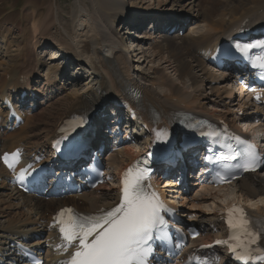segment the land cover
Instances as JSON below:
<instances>
[{"label":"bare ground","instance_id":"obj_1","mask_svg":"<svg viewBox=\"0 0 264 264\" xmlns=\"http://www.w3.org/2000/svg\"><path fill=\"white\" fill-rule=\"evenodd\" d=\"M126 3L125 0H74L68 11L63 12L66 17L61 16L58 11V13L56 12L53 21L57 23L59 33L55 39L50 35L46 38L42 37L41 50L46 51L48 45H54L56 52H51L55 56H50L49 61L55 62L61 59L65 66L71 63L74 65V62L77 64L71 70L61 65L51 71L50 64L47 66L36 60L37 63L31 68V73L21 76L20 73L14 71L9 78L0 84V155L19 148L24 156H29L41 149L39 143L36 141V143H32V140L38 138V127L37 129L34 128L37 134L32 135L36 139H32L31 130L25 125L29 118L22 114V111L20 112L26 120L24 126L21 125L13 131L8 130L9 126L6 124L8 113L5 111L4 100L6 98L11 99L10 94L12 92L18 93L20 96L24 90L30 88L34 90L28 82L24 88L19 82L20 78H28V75H32L30 76L31 79L35 70L36 76L40 77L46 68L44 74L46 81L53 79L60 82L61 79L67 78V83L65 82L63 85V92L68 93L59 100V107L55 110L56 116L60 117L59 123L79 110H91L103 105L111 106L114 98H120L125 93L136 92L141 94L140 106L146 115H154L155 113L166 121L165 116L168 114L186 112L187 114L209 117L214 124L223 121L233 126L234 119L228 118L233 113L223 112L222 114L228 116L226 117L220 113L210 112L202 103V100H211L209 102L213 103L216 108H220L224 105V99L228 93L226 88L221 89L222 87L216 86L221 85L220 80L224 77L220 78V74L216 76L211 71L206 64V58L212 52L213 47L225 39L229 32L237 29L245 19L249 20L252 28H264V0H158L156 6L153 4V6L147 7H144L145 2L143 0H131ZM168 6L169 8H167ZM189 18L195 22L199 20V23L205 26L203 33L195 36L192 34L178 35V31L187 24L186 22H189ZM148 19H151L149 24H152L154 31L151 29L146 32L148 35L144 38L149 42L147 43L148 48L141 49L140 52L138 48L143 42H140L138 38L142 37H136L133 29H137L138 27L135 28V26L142 25V22L148 21ZM116 23L119 24V28L125 30V44L120 40L118 31L114 29ZM163 23L165 24L162 28ZM176 27H178L177 32L169 35L168 33ZM39 29V23L33 22L31 32L34 36L38 35ZM3 41L4 39L0 41V55L6 50V42ZM32 46L33 52L40 49L35 43ZM64 50L72 55L74 62L71 60L64 62L65 59L63 60L60 55ZM29 52H31L30 59L27 51L22 58L24 62H32L33 52L30 48ZM145 61L148 64L157 61L158 67L147 69L146 66L144 69H140V66L147 63ZM134 63L138 65L140 71L137 67L133 69ZM146 71L148 72L146 73ZM168 71L173 74L178 83L173 82L170 77L168 78L166 74ZM84 81H86L85 84ZM186 81L189 84L188 88L192 91L191 93H187L182 86ZM51 82L47 83L50 84ZM205 82H207L205 85L208 86L211 93L206 94L203 88ZM228 83L231 85L233 81ZM156 87H163L166 94L160 95L155 90ZM209 94L214 100L209 97ZM235 94L237 99L240 96V100L242 99L235 105L238 106L237 110L241 108L240 102L244 105L236 113V116L240 117L241 123L235 122L238 125L233 127L239 131L240 126L244 128L246 124H253L249 126L252 133L250 136L256 133L258 137H262L264 128L256 123L258 121L263 122V120L255 118L251 113H246L247 101H243L242 94L238 96ZM236 98L233 102H236ZM65 107L67 111H65ZM241 111L242 114L239 115ZM103 114L108 116L106 111ZM55 129L53 131L46 130L47 136L44 135V137L48 140ZM97 141L95 140L94 143ZM138 143L145 145L143 141L134 138L122 147H118L116 157L112 160L113 166L122 169L128 160L137 158L138 154L134 155V149L131 145ZM262 149H264V145ZM186 161L177 166H183L187 170V174H184L186 182L180 184L178 196L172 198L178 199L176 202L179 208H184L191 200L193 201V199L186 197L185 192L190 186L188 179L192 174H196V169L191 168V165ZM174 174V171L170 172L169 177L172 178ZM8 177L10 178L8 173L0 167V204H8L4 207L0 205V264L13 259L17 244L24 246L28 244L32 249L44 252L46 257L48 256L46 264H54V259L61 257V255L57 251L51 252L48 248L47 240L51 237V232L47 228L48 217L64 206H73L79 211L94 213L114 203L116 196L113 187L102 186L81 197L74 196L70 199L45 201L44 196L37 192L29 196L23 195L10 185ZM160 181V177L155 179L157 185ZM166 181L167 184L171 183L170 180ZM174 182L170 184L173 188L176 187V181ZM204 185L201 186V193L203 192L204 195H208L210 192V196H212L213 192L217 191L216 195L213 194L216 197L221 192L220 190L224 189L213 190L206 184ZM232 186L235 191L233 195L236 196L234 199L231 198L230 201L220 205L213 202V205L208 207L211 214L202 213L198 215L199 219L194 225L199 227L202 234L192 243L193 246L208 245L219 237L218 233H212L210 227L220 229L221 216L219 211L222 205L238 199L249 202L253 208L264 213V207H259L264 206V176L262 174L248 175ZM182 187L184 190L180 189ZM194 204L192 203L191 207L195 206ZM262 213L260 214L262 215ZM188 216L192 218L196 215L189 214ZM181 217H186L185 211L182 212ZM183 222L185 221L181 220L178 228L186 232L187 229ZM35 234L44 235L45 238L35 240L33 239Z\"/></svg>","mask_w":264,"mask_h":264},{"label":"rangeland","instance_id":"obj_2","mask_svg":"<svg viewBox=\"0 0 264 264\" xmlns=\"http://www.w3.org/2000/svg\"><path fill=\"white\" fill-rule=\"evenodd\" d=\"M73 1L74 0H0V41L2 39H4V41L6 42V45H5L6 50H4L3 54L0 55V84H2L4 80L9 78L14 71H16L17 73H20L21 75L26 74V73H31V68L34 65H36V63H37L36 60H39L42 64L47 65V66L50 64L49 68L51 71H54L56 67L63 65L62 64L63 61H61V59L57 60L55 62L49 61L51 59V57H53V55L55 56V54L51 51L56 52V50H55L56 47L54 45H52V46L48 45L47 46L48 48L46 49V51L41 50L42 49L41 47L43 44L41 39H42V37H45V38H46V36L49 37L48 35L53 36V38L55 39V37H56L57 33H59V31L57 28V23L55 21H53L54 16H55L56 12L58 11L59 13H61L60 14L61 16L66 17L64 13L68 11L69 6L72 4ZM130 1L131 0H125V3L130 2ZM143 1L145 2L144 7H147V6H151V5L153 6V4H154V6H156L158 0H143ZM167 8H169V6ZM31 11H34V12L32 13ZM45 17H46V20H45ZM189 19H190L189 22H186L187 24H185L182 27V29H180V31L183 32L182 36L187 35V34H192V36H195V35H199V34L203 33V31L205 30V26L203 24L199 23V20H198V22H195L194 20H191L192 18H189ZM49 20H50V22L48 23ZM35 21L37 23H39V28H40L39 33L36 36H34L31 32L32 23ZM149 23H151V22L148 19V21L142 22V25L135 26V28L140 27L139 29L138 28L133 29L134 30L133 32L136 33V37H139V36L142 37V38H138V40H140V42H143L141 44V47L138 48L140 52L142 51L141 49L145 50L148 48L147 43H149V42H148V40H145L144 37H147V35H148L146 33L147 31H149L150 29L153 30L152 24H149ZM136 24H138V23H136ZM161 27L163 28L164 24L161 25ZM114 29L118 31V35L120 37V40L122 41L123 44H125V42H126V36L124 34L125 30H122L121 27L119 28V24H117V23L114 25ZM177 30L178 29H175L173 34H175L177 32ZM84 31H85V29H84ZM153 33H151V34H153ZM151 34H149V35H151ZM178 35H179V31H178ZM34 43L38 45V49L40 48L39 50H37V52H35V51L33 52L34 49H33L32 45ZM145 43H146V46H145ZM29 48L33 52V58H32L33 60L30 63H29V61L24 62L22 60L23 55L25 53H27V51H28V58L30 59L29 55L31 52H29ZM132 59H134V58H132ZM59 61H61V62H59ZM65 61L66 60H64V62ZM145 62H147V61H145ZM33 63H35V64H33ZM23 64H24V66H23ZM76 64L75 63H74V65L71 64L70 68H68V69H70V70L74 69ZM134 65L135 66H133V69H135V67H137V69H139L138 65H136L135 63H134ZM146 66H147V69L150 67H158V63H157V61H155L154 63H151V64H148V62H147V63L143 64L142 66H140V69H144ZM46 69L42 72V75H41L42 77L41 76L40 77L39 76L38 77L33 76L29 82L30 86L34 88V90H33L34 92H32L34 99L28 100L31 103H29L26 100L27 101L26 103H28V105L32 104L33 107H35V109L30 110V111H28L25 108L23 109L26 117L29 118V120H27V122H29V123L27 124V122L25 121L26 122L25 125H26V127L28 126V128L31 130V132H30L31 137L33 134L38 133L37 139L34 138V136L32 137V139H36V140H32V143H36V142L39 143V146L41 148H45V145H46L47 138L44 137V135L47 136V134L45 133L46 130H48V131L52 130L53 131L60 121V117L56 116L55 110L59 107V104H58L59 100L68 93V92H63V89H64L63 85H65L67 78L61 79L60 82L54 81L53 79H51L50 81H46V78H44V74L46 72ZM140 69L138 71H140ZM147 72L148 71H146V73ZM73 73L75 74V72H73ZM213 73L216 76L219 75V74H216L215 72H213ZM35 74H36V72L34 73V75ZM135 74H137V73H135ZM166 74H167L168 78L170 77V79L173 82L178 83L176 78L173 76V74L171 72L168 71V72H166ZM4 77H5V79H4ZM225 77H226V75H225ZM220 78H222V77H220ZM68 79H69V77H68ZM47 82H51V83L48 84ZM220 82H221V85L219 84L216 86H218L220 88L222 87L221 89L226 88L228 91V93L226 94V98L224 99V105L220 108H216L213 103L209 102L211 100H209V101L202 100V103H204L206 110H208L210 112H216V113L222 114L223 112L227 111L228 113H233V115L229 116V117L225 114H222V115H224L228 118L231 117L232 120L234 119V123L240 122L239 121L240 117H237L236 113H237V111L241 110V108L244 104H241V102H240L241 108L239 110H237L238 106L236 107L235 105L238 104V101H242V99L240 100L241 96L239 97V99H237L234 96V93L231 92L230 90H228L230 87V84L228 83L229 80L227 81V80L222 79V80H220ZM85 83H86V81H84V84ZM205 84H207V82H205L204 86H203L204 90L206 91V94L211 93L210 90H208V86H206ZM182 86L184 87V89L187 93L192 92L191 89L188 88L189 84L187 83V81L184 82L182 84ZM155 90L158 93H160V95L166 94V90L163 87H156ZM26 91H28V90H26ZM209 97H210V94H209ZM29 98H30V96H28L26 99H29ZM210 98H212V97H210ZM235 98H236V102H233L235 100ZM243 101H245V100H243ZM64 102L66 103V101H64ZM28 105L25 104L26 107H28ZM65 111H67L66 107H65ZM244 115H246V113H244ZM250 118L252 119V117H250ZM252 121H255V120H252ZM234 123H233L234 127L238 125V124H236V123L234 124ZM256 124H259V126L263 127L262 121H258V123H256ZM37 127H38V132L36 133L34 128L37 129ZM186 163L189 164L188 160L186 161ZM260 174H262L264 176V171ZM188 185H190V186L187 187L188 193L186 194V197L189 199H193V201L191 200L187 205H185L186 208L180 207L182 212L185 211L186 217H183L184 221L186 222L185 224L192 223L194 225V223H196V221L199 219L198 215H201L202 213L211 214V213H209L208 207L213 205V202L216 205H220L221 203H225L226 201H230L231 198L234 199L236 197L233 195V193H235L233 186H228L224 189H221L220 190L221 192L219 194H217L216 197H214L216 195L217 191L213 192V194L215 193V195L212 194V196H210V192H209L208 195L205 194L206 195L205 196L203 194V192L201 193V187L197 186L198 184H196V180L194 178L190 177V179H188ZM180 189L184 190L183 187ZM177 193H176V195L178 196ZM203 196H205V197L203 198ZM237 196H238V194H237ZM44 199L46 201V198H44ZM191 202L195 203L194 204L195 206L191 207V204H192ZM0 205L2 207H4V206H7L8 204H6V205L0 204ZM262 207H264V206H262ZM182 212H181V214H182ZM189 214L196 215V216L191 218L188 216Z\"/></svg>","mask_w":264,"mask_h":264},{"label":"snow or ice","instance_id":"obj_3","mask_svg":"<svg viewBox=\"0 0 264 264\" xmlns=\"http://www.w3.org/2000/svg\"><path fill=\"white\" fill-rule=\"evenodd\" d=\"M255 44L237 45L242 54ZM259 46L264 49V42ZM255 66V65H254ZM264 67V65H261ZM59 143V141H57ZM7 156V154H6ZM229 159V157H226ZM230 159H236L235 156ZM243 163L239 165L244 171L256 170L255 154L249 152L243 156ZM5 163L7 159L5 158ZM11 167V165H9ZM147 169H140L138 164L131 166L121 178V201L111 210L99 216H77L72 209H62L57 214V223L65 249L74 247L68 260L61 264H149L152 255L151 241L162 239L166 228L163 213L164 207L155 192L145 188L144 181ZM227 182L226 178H222ZM69 213L67 219L64 214ZM233 213H239L234 222ZM227 223L231 229H242L250 237L249 244L257 245L255 256L252 249L244 244L229 245L235 251L242 247L248 253V260H255L256 264L264 261V246L259 241L264 235L248 230L250 219L243 209L232 208L228 211ZM241 255L238 259L245 260Z\"/></svg>","mask_w":264,"mask_h":264}]
</instances>
